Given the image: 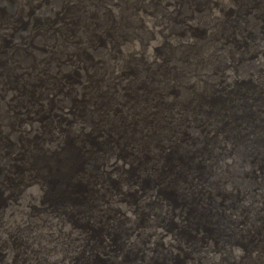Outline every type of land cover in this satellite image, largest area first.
I'll list each match as a JSON object with an SVG mask.
<instances>
[{
    "label": "bare ground",
    "instance_id": "obj_1",
    "mask_svg": "<svg viewBox=\"0 0 264 264\" xmlns=\"http://www.w3.org/2000/svg\"><path fill=\"white\" fill-rule=\"evenodd\" d=\"M263 229L264 0H0V264H264Z\"/></svg>",
    "mask_w": 264,
    "mask_h": 264
},
{
    "label": "rangeland",
    "instance_id": "obj_2",
    "mask_svg": "<svg viewBox=\"0 0 264 264\" xmlns=\"http://www.w3.org/2000/svg\"><path fill=\"white\" fill-rule=\"evenodd\" d=\"M82 185H83V184H82ZM257 224H258V226L260 227V223H257ZM263 231H264V229H263ZM258 232H259V231H258ZM261 237H262V236H261ZM262 238H263V237H262ZM241 239H242V240H250L249 238H246V237H245V231H244V232L242 231V233H241ZM262 240H263V239H262Z\"/></svg>",
    "mask_w": 264,
    "mask_h": 264
}]
</instances>
